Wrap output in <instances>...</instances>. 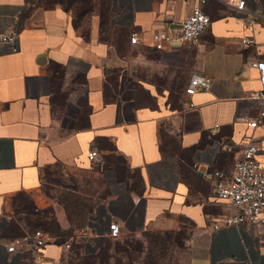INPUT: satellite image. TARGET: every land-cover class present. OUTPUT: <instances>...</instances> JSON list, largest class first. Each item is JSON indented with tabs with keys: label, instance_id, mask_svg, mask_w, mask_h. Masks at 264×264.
<instances>
[{
	"label": "crops",
	"instance_id": "obj_1",
	"mask_svg": "<svg viewBox=\"0 0 264 264\" xmlns=\"http://www.w3.org/2000/svg\"><path fill=\"white\" fill-rule=\"evenodd\" d=\"M236 1L205 0L209 23L196 42L154 48L151 34L177 27L195 0H106L104 22L127 50L118 52L95 14L83 29L60 3L0 0V33L19 40L18 51H0V264L19 260L5 250L25 233L19 199L34 210L57 201L46 191L54 167L77 183L64 192L87 201L79 223L92 239L116 220L119 235L182 230L188 264H264V225L224 224L233 208L207 175L229 170L249 134L264 159V114L245 124L259 111L250 63L264 58V0H243L242 10ZM197 72L209 86L185 93ZM41 252L39 264H58L62 249Z\"/></svg>",
	"mask_w": 264,
	"mask_h": 264
},
{
	"label": "built area",
	"instance_id": "obj_2",
	"mask_svg": "<svg viewBox=\"0 0 264 264\" xmlns=\"http://www.w3.org/2000/svg\"><path fill=\"white\" fill-rule=\"evenodd\" d=\"M205 0H195L190 12L184 16L177 27L170 31H157L151 34L152 46L162 48V42L169 39L179 41L196 42L199 36L204 32L209 23V17L205 14L201 6ZM243 0H237L235 7L242 10ZM254 21L251 15L248 16L246 23L252 24ZM129 42H137L138 36L135 31L129 33ZM245 42V38L241 39ZM19 49V40L17 34L13 31L0 33V51L6 53L16 52ZM256 70L258 88L253 95L256 106L259 107L258 114L252 118H246V126L253 128L261 122L260 116L264 114L262 109L264 103V58L256 59L250 63ZM210 79L201 73H192L184 87L185 93H192L198 89L209 86ZM260 151L256 139L249 134L246 136L240 147L239 155L231 164L229 170L212 168L207 172L211 179V189L216 199L230 204L233 211L222 218L224 224L244 223L251 225H264V159L257 158ZM97 155L94 148H88L86 157L92 160ZM195 166V163L192 164ZM139 197L135 198L138 201ZM214 227L218 224L214 223ZM120 228L116 220H109L107 230L97 239H92L85 235L83 227L76 228L72 234L68 235L60 243L55 242V236L40 229L33 228L8 240L5 244L7 252H16L19 260L13 261L17 264L24 259V253L30 257L29 264H39L41 259V249L46 244H56L62 251L70 249L71 242L79 244L78 248L82 253H94L99 248L105 238H115L119 235ZM40 258V259H39ZM12 262L11 259H7Z\"/></svg>",
	"mask_w": 264,
	"mask_h": 264
},
{
	"label": "rangeland",
	"instance_id": "obj_3",
	"mask_svg": "<svg viewBox=\"0 0 264 264\" xmlns=\"http://www.w3.org/2000/svg\"><path fill=\"white\" fill-rule=\"evenodd\" d=\"M36 4L50 5L60 3L69 10L71 23L75 26H82L85 21L92 18V14L98 16L100 22L101 36L107 38L114 45L116 51H127L123 37L118 30L111 29L104 22L106 14V0H31ZM92 15V16H91ZM96 18V17H94ZM68 174V175H66ZM46 191L51 196H56L57 201L50 207L55 221L62 230L80 222V218L88 209L87 201L80 198L78 194L64 192V188H75L74 179L70 177L67 170L54 167L48 171ZM63 188L61 192H54L53 187ZM64 192V193H63ZM19 199V198H18ZM21 208L27 212V204L23 198L19 199ZM23 221L22 231L27 232L32 227L34 216L19 215ZM23 217V218H22ZM26 217L31 223H27ZM58 217V218H57ZM25 218V219H24ZM25 220V223H24ZM11 234H19V228L11 224L8 228ZM183 232H159L156 230H144L138 234H123L116 239H106L98 253L89 260L90 264H188V251L183 241ZM55 239V238H54ZM150 249V253L148 254ZM79 253H82L78 248ZM75 254L72 251H62L58 264H69L75 262ZM72 258V259H71ZM71 259V260H70ZM74 259V260H73ZM81 262L78 259V262ZM29 264V263H28Z\"/></svg>",
	"mask_w": 264,
	"mask_h": 264
},
{
	"label": "trees",
	"instance_id": "obj_4",
	"mask_svg": "<svg viewBox=\"0 0 264 264\" xmlns=\"http://www.w3.org/2000/svg\"><path fill=\"white\" fill-rule=\"evenodd\" d=\"M128 36H129V34H128ZM26 204H27V207L26 208L28 209L27 212L25 210H23V209L22 210H17V211L24 212V213H26V215H32V216H34V218L32 219L33 220L32 223H31V221L28 220L29 218L27 219V217H26L27 223L28 224L29 223L32 224V227H30V228L31 229H33V228H40V229L48 232L50 235L55 236V242L56 243H60L68 235L72 234V232H73L74 229L82 227V223H77L75 225L69 226L65 230H62L63 228H60L58 226L57 222L55 221V216H53L52 210L49 207L40 208V209L34 210V206H31L28 203H26ZM24 223H25V220H24ZM177 231H182V230H176V231H159V232H163L164 233V232H177ZM116 238L117 237L112 238V239H116ZM106 239H111V238H105L102 241V243L100 244V246L97 249V251L94 252V253H89V254L79 253V251H77L79 244L76 243V242H74V241H72L71 242V245H70V249L68 251L69 252L72 251L75 254V256L73 257L75 259V262L69 261V264H90L91 261L89 259L92 258V256H94V255H96L98 253V251L102 248L103 243H104V241ZM149 253H150V249H149L148 254ZM78 259H80L81 262L79 261L77 263L76 261H78ZM29 261H30L29 254L28 253H24V259L20 260L17 264H28ZM130 262L131 261L129 260V262H127V264H129Z\"/></svg>",
	"mask_w": 264,
	"mask_h": 264
}]
</instances>
